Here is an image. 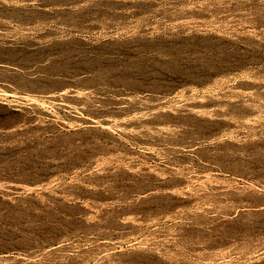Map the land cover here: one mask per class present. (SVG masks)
I'll list each match as a JSON object with an SVG mask.
<instances>
[{
	"label": "rangeland",
	"instance_id": "374dc122",
	"mask_svg": "<svg viewBox=\"0 0 264 264\" xmlns=\"http://www.w3.org/2000/svg\"><path fill=\"white\" fill-rule=\"evenodd\" d=\"M0 264H264V0H0Z\"/></svg>",
	"mask_w": 264,
	"mask_h": 264
}]
</instances>
